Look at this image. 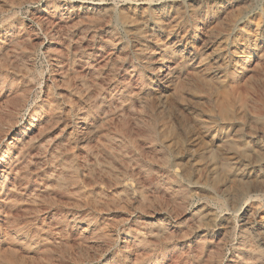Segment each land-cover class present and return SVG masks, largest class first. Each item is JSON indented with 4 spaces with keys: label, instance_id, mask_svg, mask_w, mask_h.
<instances>
[{
    "label": "rangeland",
    "instance_id": "1",
    "mask_svg": "<svg viewBox=\"0 0 264 264\" xmlns=\"http://www.w3.org/2000/svg\"><path fill=\"white\" fill-rule=\"evenodd\" d=\"M0 264H264V0H0Z\"/></svg>",
    "mask_w": 264,
    "mask_h": 264
}]
</instances>
